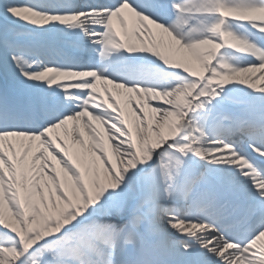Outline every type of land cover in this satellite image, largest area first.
<instances>
[{
	"label": "snow or ice",
	"instance_id": "6c2138e0",
	"mask_svg": "<svg viewBox=\"0 0 264 264\" xmlns=\"http://www.w3.org/2000/svg\"><path fill=\"white\" fill-rule=\"evenodd\" d=\"M0 264H264V0H0Z\"/></svg>",
	"mask_w": 264,
	"mask_h": 264
}]
</instances>
